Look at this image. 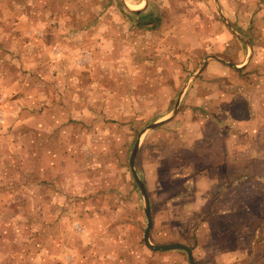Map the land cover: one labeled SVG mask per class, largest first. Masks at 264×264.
I'll use <instances>...</instances> for the list:
<instances>
[{"label":"rangeland","instance_id":"374dc122","mask_svg":"<svg viewBox=\"0 0 264 264\" xmlns=\"http://www.w3.org/2000/svg\"><path fill=\"white\" fill-rule=\"evenodd\" d=\"M63 1L12 13L0 0V264H82L83 245L85 264H190L146 246L129 158L139 131L180 99L178 112L211 121L231 152L242 144L263 154L264 0ZM196 79L208 80L198 102L184 95ZM65 181L89 196L75 197L91 210L78 211L88 236L76 231L74 205L65 208Z\"/></svg>","mask_w":264,"mask_h":264},{"label":"crops","instance_id":"0c3cea01","mask_svg":"<svg viewBox=\"0 0 264 264\" xmlns=\"http://www.w3.org/2000/svg\"><path fill=\"white\" fill-rule=\"evenodd\" d=\"M7 1L12 13L18 9L27 10L34 2V0ZM50 1L49 7L64 2ZM127 9L129 11V8ZM132 13L142 18L147 17L141 9L136 13L129 11V16H134ZM33 18L37 19L35 16ZM12 35L13 38L17 37L15 32ZM207 82V79H196L193 85L186 87L184 95L198 102L197 90L204 85L203 91H207ZM3 93L5 95L4 91ZM203 96L206 97L207 94ZM174 111L171 110L154 120L153 123L167 120L160 126L145 130L151 125L149 124L139 131L140 134L145 130L141 135L135 165L148 191L153 189V184L156 190L155 197L150 194L153 216L151 241L155 244L180 242L188 245L197 264H264V172L260 167V163L264 162V150L261 154V148L250 147L251 149L247 150L242 144H238L237 151L231 152L229 142L217 140L218 129L213 128V131H210L208 128V122L211 121L199 117L198 114L187 118L188 111L184 117L181 111H177L176 114ZM173 161L177 164L169 169L172 177L168 178L172 182L170 191L166 193L161 188L165 180L164 173ZM247 163L252 167L246 169ZM32 176L30 173L29 177ZM129 177L133 180L132 172H129ZM52 181L57 182L58 179L54 178ZM67 182L69 181L64 182L65 186ZM129 187L135 196V191L139 194L136 202L145 205L137 184L135 187L129 180ZM131 191L129 195L134 197ZM61 197L65 198L67 206L65 208L74 205L70 207H73V213L77 214L74 221L78 223L80 230L76 231L80 237L88 236L92 226L84 223L85 220L78 211L91 210L84 205H75V197L82 199L89 196L66 186L62 189ZM112 225L109 224L105 230L111 229ZM185 228L190 231V240H186V234L182 232ZM232 228L236 229L235 238L230 242L228 234ZM131 229L133 230L129 225V230ZM163 229L172 230L175 236L170 235L169 238L174 239L168 242L157 240L155 232ZM98 239L99 237L93 236L91 245H95ZM89 249V245H83L79 250L81 255L79 260H82V264L86 263L83 257L88 254ZM172 253L185 256L188 261L187 253L183 250L163 252ZM162 258H165V255H162Z\"/></svg>","mask_w":264,"mask_h":264},{"label":"water","instance_id":"95a60500","mask_svg":"<svg viewBox=\"0 0 264 264\" xmlns=\"http://www.w3.org/2000/svg\"><path fill=\"white\" fill-rule=\"evenodd\" d=\"M129 11H132L134 13L137 12V11H133L131 9H129ZM206 63H207V61H205V64ZM230 64L234 65L236 68H239V66H237L236 64H233V63H230ZM180 100L177 103L174 114H176V112L178 111V109L180 107ZM166 121L167 120H163V121L152 123L145 130L153 129L157 126H160L161 124H163ZM145 130L140 132L138 139L136 140V143L133 147V150H132V153L130 156V162H129L130 163V169H131L132 175L134 177V180H135L136 184L138 185L140 191L142 192V195H143L144 201H145V214L147 217V223L148 224H147L146 230L144 232V242H145L146 246L153 251L166 252V251H171V250H183L187 253L189 263L190 264H197L190 246H188L184 243H180V242L166 243V244H155L151 241L150 234H151V230L153 228V216H152L150 197L148 194L147 187H146L144 181L141 179V177L137 171L136 165H135L136 157H137V154H138V151L140 148L141 135L144 133Z\"/></svg>","mask_w":264,"mask_h":264},{"label":"built area","instance_id":"2783aa9c","mask_svg":"<svg viewBox=\"0 0 264 264\" xmlns=\"http://www.w3.org/2000/svg\"><path fill=\"white\" fill-rule=\"evenodd\" d=\"M2 100H3V96H2L1 89H0V104H1Z\"/></svg>","mask_w":264,"mask_h":264},{"label":"trees","instance_id":"16d2710c","mask_svg":"<svg viewBox=\"0 0 264 264\" xmlns=\"http://www.w3.org/2000/svg\"><path fill=\"white\" fill-rule=\"evenodd\" d=\"M123 11H124V10H123ZM124 13H126V12L124 11ZM140 13H141V12H140ZM140 13H139V14H140ZM127 14H128V13H127ZM127 14H126V15H127ZM128 15H129V14H128Z\"/></svg>","mask_w":264,"mask_h":264}]
</instances>
